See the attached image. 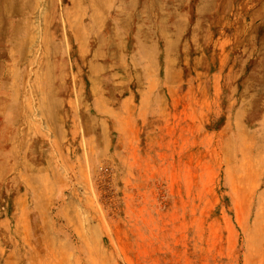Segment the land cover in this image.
Returning <instances> with one entry per match:
<instances>
[{"label": "rangeland", "instance_id": "1", "mask_svg": "<svg viewBox=\"0 0 264 264\" xmlns=\"http://www.w3.org/2000/svg\"><path fill=\"white\" fill-rule=\"evenodd\" d=\"M39 1L0 39V264H264V0Z\"/></svg>", "mask_w": 264, "mask_h": 264}, {"label": "crops", "instance_id": "2", "mask_svg": "<svg viewBox=\"0 0 264 264\" xmlns=\"http://www.w3.org/2000/svg\"><path fill=\"white\" fill-rule=\"evenodd\" d=\"M74 1H76V0H74ZM116 1H118V0H116ZM41 5L43 6L44 4H40L39 0H0V39H2L6 35V31L4 30V24H3L4 20L6 21V19H10V18L14 17L16 19L15 21L17 23L15 30H16V32H21L23 25L20 27L21 23H18V21H20L22 23L25 22L29 13H30V11L28 12L27 10L33 9L36 7L39 8ZM88 6H89V8H91L92 12H94V13L96 12V9H98V6L94 0H88ZM71 14H72L71 12L67 13L68 20H69ZM71 27H73V25H71ZM73 28L77 29V32L80 29V28H75V27H73ZM8 39L12 43L14 49L12 52L11 51H8V52L0 51V57L1 56H4V57L9 56L11 53L16 54L15 50L17 49V47L19 46L18 49L20 50L24 46V43L19 45V43L15 39V35H12L11 33H10V36L8 37ZM75 39H77V37ZM50 51L53 52L54 54L58 53V49L56 47H52ZM80 51H81V49L79 48L78 52H80ZM60 55H62V54H60ZM13 61H14V63L11 65L4 64V66H1V60H0V75L5 74V75L11 77L12 79H13V77H17V80L19 82H21L24 85H28L31 81V77H30V73L28 71L24 70V67L26 65V61H24V59L19 60L17 58L13 59ZM61 62L62 61H60L58 63L61 64ZM50 64H51V67H49L48 69H46V70L40 69V73H38L37 76L39 79V75L41 74L40 75V81H39L41 84L38 81H37L38 83H36V84H37V87L45 86V88L51 89V93L54 97L53 93H54L55 88H61V87H57L55 85V81H56L55 69H59V68H61V66L59 64H55L53 62ZM45 65L46 64H44V66ZM60 78H61V76L58 77V79H60ZM26 82H28V84ZM36 84H34V86H36ZM12 86H14V84H12ZM15 87L20 88L21 84H18ZM3 88H5V83L2 82V89ZM2 89H0V119L3 121V123L6 127L8 126L10 128V133L8 134L9 135L8 138L10 139L14 135V142L16 141V145H18V144H20L18 142V139L22 138V136H24V134L20 135L19 132H17V133L15 132L14 134L12 133L13 132L12 129L16 128L15 121H16L17 116L19 115V109H20L17 105V103H18L17 97H16L17 92L14 89L15 91H13V93L10 96H8V95L2 96V93H1ZM59 92H60V89H57L56 93H59ZM57 102H59V101L57 100ZM64 120L66 121V118H64ZM68 121L75 123L73 116L69 117ZM68 121H66V122H68ZM5 135L6 134H4L3 136L1 135L0 138L1 137L4 138ZM14 163H16V162H14ZM8 167H9V169L12 170V169L16 168V165L12 164ZM2 168H4V167L0 166V181L2 180L4 174H6V172L1 173Z\"/></svg>", "mask_w": 264, "mask_h": 264}, {"label": "bare ground", "instance_id": "3", "mask_svg": "<svg viewBox=\"0 0 264 264\" xmlns=\"http://www.w3.org/2000/svg\"><path fill=\"white\" fill-rule=\"evenodd\" d=\"M264 201V193H261L260 195L257 196V202L258 204H262ZM59 253V252H58ZM57 255V254H56ZM59 255V254H58ZM74 259V257H72ZM80 258V257H79ZM58 259V258H57ZM83 259V258H82ZM80 260V259H79ZM81 261V260H80ZM83 261V260H82Z\"/></svg>", "mask_w": 264, "mask_h": 264}]
</instances>
